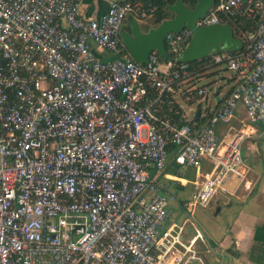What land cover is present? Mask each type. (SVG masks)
<instances>
[{
  "label": "built area",
  "instance_id": "1",
  "mask_svg": "<svg viewBox=\"0 0 264 264\" xmlns=\"http://www.w3.org/2000/svg\"><path fill=\"white\" fill-rule=\"evenodd\" d=\"M83 0H0V264H203L170 222L176 201L157 178L173 162L211 171L194 184L187 208H206L239 174L237 131L220 148L216 126L242 106L264 130V0H215L196 25L260 18L242 34L241 51L209 56L197 70L177 64L190 32L165 38L169 60L156 51L137 64L119 32L127 17L156 9L141 1L111 2L98 21L79 16ZM116 56L95 57L91 47ZM235 87L200 127L183 119L179 85L212 68ZM221 76L220 74H218ZM163 193L164 195H160Z\"/></svg>",
  "mask_w": 264,
  "mask_h": 264
},
{
  "label": "crops",
  "instance_id": "2",
  "mask_svg": "<svg viewBox=\"0 0 264 264\" xmlns=\"http://www.w3.org/2000/svg\"><path fill=\"white\" fill-rule=\"evenodd\" d=\"M125 1L128 0H83L78 11L79 16L87 21H98L105 15L111 2ZM149 18L151 16L147 19ZM147 19H136L140 24L143 23L145 31L150 28L145 23ZM91 50L95 57L103 61L116 59V56L102 53L93 45ZM203 75L208 76V74H198L182 82L178 94L188 89H195V85ZM220 78L223 85L215 84L213 96L206 99L203 107L202 105L198 107L197 118L195 115L189 120L181 112L185 121H193L194 127L202 126L211 114L219 110L228 93L235 87L231 73L228 76L221 75ZM178 97L185 101L183 95ZM215 130L220 148L228 144L237 131L245 132L248 137L240 150L239 174L223 185L208 207L185 206L189 203L194 184L202 182L211 171L207 159L203 160L199 170L192 168L182 170L174 164L170 153L165 170L157 178L163 183L170 184L169 191L176 198V201L170 203L171 209L173 204H178L181 208L180 220L184 228V242L193 238L196 229L202 232L204 240L196 241L194 248L203 264H264V130L259 124H250L247 121L242 106H238L228 123L218 124ZM160 195L164 194L160 193ZM172 214L170 222L178 224L172 218ZM187 214L191 215L192 223H189V219L185 217Z\"/></svg>",
  "mask_w": 264,
  "mask_h": 264
},
{
  "label": "water",
  "instance_id": "3",
  "mask_svg": "<svg viewBox=\"0 0 264 264\" xmlns=\"http://www.w3.org/2000/svg\"><path fill=\"white\" fill-rule=\"evenodd\" d=\"M215 0H197L193 9L184 5L183 0H175L164 9L156 10L151 18L145 21L150 28L143 31L141 24L133 17L123 22L119 36L127 53L140 65L148 63L151 52L156 51L162 61L169 60L165 38L168 34H179L188 30L190 39L181 53L178 62L193 64L219 54H232L241 51L243 43L234 36L228 24H215L199 27L198 20L204 19L214 7ZM171 14L172 17H166ZM199 113L197 112L196 118Z\"/></svg>",
  "mask_w": 264,
  "mask_h": 264
},
{
  "label": "rangeland",
  "instance_id": "4",
  "mask_svg": "<svg viewBox=\"0 0 264 264\" xmlns=\"http://www.w3.org/2000/svg\"><path fill=\"white\" fill-rule=\"evenodd\" d=\"M166 17L171 18L172 15L171 14H166ZM141 28L143 31H145V28L143 26V23H141ZM241 35V34H240ZM219 70V68H212L209 71H207L205 74L207 75H203L202 78L200 79V81L197 82V84L195 85L196 87H194L195 89H200V88H204L206 90V95L205 97H201L199 99H195V100H191L190 102L187 100H182L181 97H177L176 98V104L178 105V107L180 108L182 114L184 116L187 117V119H192L195 117L196 113H197V109L200 105H202V107L206 104V99L207 98H211L213 96V93L215 92V84L219 85H223L222 84V79L220 78V76L216 73ZM220 75H224V76H228L230 75V73L226 70L220 71ZM206 76V77H204ZM200 78V77H197ZM231 79V78H230ZM232 80V79H231ZM244 154V153H243ZM179 195V193H178ZM172 209H173V214H172V218L175 219V221L178 222V224L181 225L182 220H180V216H181V208L178 204H173L172 205ZM184 215V214H183ZM187 219H189V223H192V219H191V215L187 214L185 216Z\"/></svg>",
  "mask_w": 264,
  "mask_h": 264
},
{
  "label": "trees",
  "instance_id": "5",
  "mask_svg": "<svg viewBox=\"0 0 264 264\" xmlns=\"http://www.w3.org/2000/svg\"><path fill=\"white\" fill-rule=\"evenodd\" d=\"M128 1H132V2L142 1L144 2L146 6H151L155 8L156 10L164 9L167 5L173 4L175 2V0H149V1L147 0H128ZM196 2L197 0H183L184 5L190 9L194 8V6L196 5ZM219 22L222 24H228L233 29L234 36L237 39H241L242 34L244 33L250 34V33H255L257 31V28L260 23V18L247 19L244 17L242 12H238L232 21H227L223 17H219ZM202 62L203 61H199L193 64H188V67L190 70H197ZM176 63L180 64L178 61ZM231 92H229L228 94L230 95ZM192 124H193V121L190 122V126L194 127Z\"/></svg>",
  "mask_w": 264,
  "mask_h": 264
}]
</instances>
